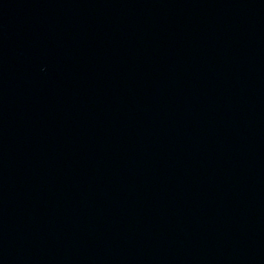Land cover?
<instances>
[{"label":"water","instance_id":"1","mask_svg":"<svg viewBox=\"0 0 264 264\" xmlns=\"http://www.w3.org/2000/svg\"><path fill=\"white\" fill-rule=\"evenodd\" d=\"M0 264H264V0H0Z\"/></svg>","mask_w":264,"mask_h":264}]
</instances>
